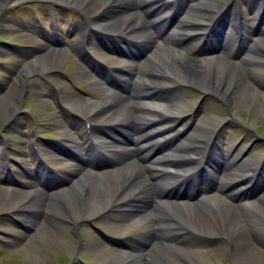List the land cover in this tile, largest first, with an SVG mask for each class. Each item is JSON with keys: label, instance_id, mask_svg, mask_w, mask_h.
Returning a JSON list of instances; mask_svg holds the SVG:
<instances>
[{"label": "rangeland", "instance_id": "rangeland-1", "mask_svg": "<svg viewBox=\"0 0 264 264\" xmlns=\"http://www.w3.org/2000/svg\"><path fill=\"white\" fill-rule=\"evenodd\" d=\"M219 1L228 4V13L232 12V15L233 12L236 13V9L238 10L234 3L235 0ZM216 4L204 6L206 9L203 11L206 15L203 11L200 12V22L204 19L207 23L208 11L217 9ZM68 6L60 3L52 5L47 0H0V176L3 177V167H6L8 171L11 170L8 168L10 166L16 173L21 172V174H17V177L23 179L24 183L18 186L16 185L19 182L15 180H12V183H0V193L4 198L8 197V201L0 203V264H101L104 258H109L114 255L116 250L122 249L121 244L126 241L123 239L124 236L139 234L146 230L140 225H134L133 216L130 214H123L122 222L117 223L113 220L114 213L112 212L95 216V212L87 210L85 211L87 214L84 213L85 215L83 214L84 216L79 218L80 221L79 219L77 221L62 220L60 218L63 217H57L50 213L48 215L47 211L45 213V208L50 206L51 200L54 201L53 193L71 185L77 175L78 170L75 169L77 167L71 165L72 161H67L66 153L75 149V142H80L82 146L91 149L87 145L85 137L93 139L91 137L99 134L105 124V120L101 116L93 117L87 113L85 108L86 102L99 101L105 97L101 87L91 83L87 77L88 67L86 65H89V59L86 58L87 63L83 62L81 60L83 54L80 56L77 51L76 44L82 39L83 30L80 29L81 23L83 24L82 16L87 17V15H80V11ZM102 7H104L103 4L96 0L91 6V11H101ZM254 13L249 15L246 8H242L240 14L242 27L239 28L238 43L235 42L231 47L218 50V53L226 58L222 57V59H228V64H230V60L241 61L242 64L240 63L238 66L245 70L242 79L238 78L236 84L233 83L230 86L225 99H221L222 97L214 92H211L212 94L202 93L195 84L196 88L194 89L191 86H186V82L184 84L180 81H174L176 84L169 86L171 90L164 93L168 95L176 93L175 97L183 99L182 103L187 104L178 112V118L160 124V126H172V131H169L168 135L174 133L176 143L184 141L187 137H192L194 132L201 127L200 143L210 140L212 137L207 149L210 153L206 154L211 163L208 170L213 171L212 168L215 167L212 164V158L217 156L214 153L216 150L213 148L214 144L220 146V153L226 157L228 155L229 161L233 160L236 164H247L246 168L249 170L245 167L243 169L238 167L236 171H228L227 160L222 159L225 163H223L218 180L221 185L225 181L234 182L233 178H224V173L239 176L252 174V170L258 166V162L259 165H262L264 157V70L252 66L251 68L249 65L248 68L246 62L248 59L245 57L248 48L257 50L258 45L262 42V45H259L262 48L256 51V61L264 64V39H260V35H251L252 28L256 24ZM185 19H187L185 16L178 18V20ZM100 21L92 22L87 18V22L93 26L103 22ZM228 24L230 21L226 23L228 26L226 33L235 39L237 29ZM195 27L197 29V26ZM96 36L99 38V35ZM245 37H252V39L243 42ZM90 39L92 42H96V47L101 48L94 34L90 33ZM257 39L261 42L259 43ZM181 46L188 48L183 55L187 59H203L210 54L207 51L210 48L194 40H188ZM89 47H91L89 50L92 57L107 60L109 66L116 64L114 61V58H117L116 55L99 51L92 45ZM216 47H220V45ZM139 48L140 46H138V50ZM55 50L58 51L55 57L60 64L54 62ZM205 51H207L206 54ZM44 52H48L47 57L50 61L47 66L42 69H31L30 72L24 73V68L29 67L33 61L38 62ZM87 55L89 56L84 53L85 57H88ZM136 63L140 64V62ZM191 64H194L193 67L197 69L195 63ZM130 71L133 72V69ZM21 72L24 73L22 76ZM171 76L174 77V75ZM243 82L246 85L249 84L247 96L253 105L243 100L241 102L239 87ZM123 84L120 85L121 88ZM125 84L128 85V83ZM228 84L225 83V85ZM8 95L17 96L12 113H7L5 110L8 104L6 101ZM235 103L238 106L233 108ZM83 117L94 125L91 127V136L85 135L81 122ZM129 126L132 128L131 124ZM120 127L113 126L105 130L111 137L123 140L126 138V133H119ZM67 131L70 134L65 140H61ZM31 141H36V144L44 152V160L39 164L43 170L49 172L46 180L39 179L40 181H37L28 177L34 176L37 170L35 157L30 150ZM203 146L202 143L201 147L203 148ZM57 150L64 152L65 155L57 154ZM123 155L126 157L124 160L129 158L126 153H123L111 156L109 160L101 159L96 162V165L101 170L106 167L111 168L114 166V164L112 165L114 161L111 159L120 162L125 158ZM200 155L193 154L194 159L197 160ZM19 162L21 166L17 164ZM2 164L3 167H1ZM220 166L221 164H218L217 168L219 169ZM262 168L264 169V166ZM94 169L100 171L99 168ZM143 174L145 175V173ZM106 175L113 176L114 174L107 173ZM254 179L256 184L252 185L248 192L244 191L245 185L240 181L232 185L231 191L238 193V199L233 200L232 206L239 215L237 219L239 227L233 240L229 241L225 230L218 228L216 222L213 223V221L205 219L208 221L206 224L202 218H196V215L193 214L196 228L194 230L183 228L179 231L180 234H177L178 231H176L172 235V243H180L185 247L183 258L174 257V264H188V262L189 264H264V222L255 226L254 217L249 212L252 202L262 201V198L257 197L264 193V187H261L264 174L261 170ZM199 181L202 182V180ZM36 185L41 190H33L32 186ZM218 185V183L211 182L204 187L211 189ZM187 187L184 191L172 190L170 193L189 196L194 190L191 186ZM204 216L209 219L207 214ZM254 216L257 217V215ZM259 218L264 221L263 216H259ZM152 219L154 221L151 220L150 224L157 220L155 217ZM57 221H60L61 225L57 226ZM212 224L216 230L207 234L205 230L207 227H213ZM199 226L203 228L204 233L198 232ZM41 228L50 230L47 240L43 238L45 232ZM97 230L104 231L107 236L102 237ZM148 232L150 233V229L147 230ZM145 237L146 235H142L141 240L139 239L136 244L137 250L145 246L147 242L144 240Z\"/></svg>", "mask_w": 264, "mask_h": 264}, {"label": "bare ground", "instance_id": "bare-ground-1", "mask_svg": "<svg viewBox=\"0 0 264 264\" xmlns=\"http://www.w3.org/2000/svg\"><path fill=\"white\" fill-rule=\"evenodd\" d=\"M51 1L63 5H69L71 6L70 8L74 7L78 9L83 15H94V18L91 17L92 21L99 20L102 15V13L97 15L95 12L91 11V6L96 2V0ZM99 1L103 4L104 10H110L111 13L102 20L103 22L100 21V24H96L95 27L88 26L87 29H85L86 32L89 31L90 33H94L96 31L95 29H97L99 30V35H101V32H105L112 34L114 37L127 36L130 38L134 37L139 39L132 42L151 40L154 43L153 50H151L149 56H147V58L144 59L140 64H135L136 67L138 66L137 73L130 74L131 77L128 75V71L135 68V65H133L135 60L131 58H114L116 64L113 66L111 73H108L107 71L98 72L95 69L87 68V77L89 78L90 82L99 85L105 94V97L102 100H92L86 102L85 108L87 113L93 117L101 116L102 119L105 120V124L103 125L105 126L104 129L112 128L113 126L126 127L128 130V140H125V143L129 144L131 141L129 135L131 134L133 146H125L123 143L120 144L116 141L110 142L109 136L106 133L104 134L106 130L101 129L102 131L100 134H97V137L102 140L101 142H103V147H105L104 150L106 151H104L105 154L122 155L123 153H126L129 158L127 160L117 162L116 172L113 176L104 175L101 172H95L93 167L88 168L87 166L82 165L80 168L82 171L77 173V177L73 180L70 186L64 188L62 191L57 190L53 193L52 196L54 197V201L52 202L51 200L50 206L45 208V213L47 211V214L50 213L57 215V217H63L60 218L62 220L65 219L67 221H77V219H79L83 213H86L85 211L90 210V212L93 211L96 213L98 210L104 209L106 207V203H109L110 207L113 208V220L119 223V221L122 220V214H120V210L133 206V202L138 200V198H140L142 195L144 198L150 197L151 206L154 207H151L150 210L145 212L141 217L137 218L135 223L136 225H140L145 229H151L150 226L152 225L149 223V221L152 214H156L158 217L166 216V220L162 221L160 219V221H156L154 223L158 225V230L162 237L155 244V248H151L145 254L148 259L154 261L156 264H174V257L183 258L185 251L184 246L181 244H176L174 246L169 242V238L173 227H175L177 230L184 227L194 230L196 226L194 220L195 217L193 218V214L196 215V218H202L206 224H208V221H213V223L216 222L218 228L225 230L224 232H226L228 235L229 241H231V239L233 240V237L238 231L237 229L239 227L237 222L239 215L234 209V206H232L233 200H237L238 196H236V194L231 191V187L237 181L242 182L243 185L250 183L248 188L245 189V192H248L250 187L256 184L251 182L249 178L251 175L239 176L237 174L233 175L231 173L225 174V178H233L232 180H234V182L229 183L226 181L219 190L216 189L213 193H211V195H208L207 197L204 196L199 199L196 198L195 200L191 199V202H186L179 199H170L169 196L163 198L162 196H164V194H166L169 189L175 188V186L181 185L189 179L192 180L193 176L198 175V173H193L194 169L186 170V167L193 162L192 153H203L204 147L210 146V140L208 139L207 141L202 142L204 146L201 150L200 147L202 143H200V138H202V129L200 127L194 132L192 137H187L184 141L179 142L177 145L175 144V146L173 145V148H170L171 150L164 149L165 151L161 152L160 154H156L155 151L163 141H166L167 139L169 140V136L165 135L169 131H172V126H160V124L164 122V119L171 122L178 116L176 113L182 110L183 107L187 106V104L182 103L184 102L183 99L180 100L175 97L176 93H174L175 95L164 94L165 90L163 89L169 88V86L176 84L174 81H180L195 84L202 93L209 94L214 92L221 96V99H225L224 97L228 96V92L231 88L230 86L233 85V83L236 84V80H238V78L242 79L244 71L239 68L238 63L228 64V59L224 60L219 55H207L206 58L194 61L193 63L197 65L196 69V67H193L194 64H191V61L182 55L186 48H181V43L190 38V35L192 34H203L207 32L209 27V25L205 24L204 27L202 26V30L200 31L193 29L196 25V22L200 19L201 14V9H195V3L192 4L194 5V8H192V12L189 14V21L174 26V28L166 35H164L165 32L160 33L157 31L160 33V35H157V32L154 30V27H151V25L145 27L138 23L137 20L144 19V17H146V13L143 14V12L139 10L142 12L141 14L137 11V9L135 10L133 6H131L133 9L132 11L125 12L121 10L127 4L129 5V3H134V0ZM216 3H219V1L204 0V5L212 4L214 6ZM143 4L146 6L147 0H143ZM192 5H190V7ZM223 5L225 4H219V8H222ZM134 6L137 7V3H134ZM116 8H119L117 12H115ZM205 9L206 8L203 10ZM204 14L206 15L205 12ZM215 14L216 13H213L212 15L214 16ZM165 15L166 14H162L161 16L163 17ZM203 22H205V20ZM87 25L88 24L84 22L81 26L84 29ZM138 26L142 27L138 28ZM120 32H123V35ZM83 36L85 37V35ZM201 36L202 35H200V37ZM180 37H182V39L176 45L178 38ZM76 45L78 46V53H82L84 50L82 40L77 42ZM188 45L190 46L191 44ZM259 45H262V42ZM259 45L258 49L262 48ZM54 52L56 53L53 56L54 62L56 64H60V62L57 60V57H55L57 56L58 51L55 50ZM122 52H124L123 49ZM250 53L251 54L247 55L249 58L248 65L250 67L254 66V68L264 70V64L258 63L259 61H256L257 57L252 55V51H250ZM134 54L139 56L137 51H135ZM47 55L48 52L41 54L39 61H33L29 67L26 69L24 68L23 72L27 73L30 72L29 70L31 69H42L47 66V63L50 62L48 61ZM171 75H174V77ZM128 80H130L129 83ZM119 82L121 84L124 83L122 89L120 86H118ZM125 83H128L129 86ZM225 83L229 84L225 85ZM248 85H246V83L244 84L243 82L240 87H237H239L241 90L239 91L241 102L243 100L246 103H251L253 105V103L250 102V98L247 96ZM178 96L180 95L178 94ZM15 97L17 98L16 95H8L6 97L8 104L7 107L5 106V110L7 113L11 112L15 108ZM236 103L233 108L238 106ZM241 107L244 106L241 105ZM129 124L132 125V128L129 126ZM66 137L67 133L61 140H65ZM193 149H195V152H193ZM83 154L86 157L91 156L88 154V152H83ZM178 155L179 157H175ZM221 157L223 158L224 156L221 155ZM213 160L218 163L215 158H213ZM234 162L233 160L229 161L227 166L228 171H236V168L238 167H240V169L247 167L246 163L236 164ZM143 173H147V175L150 176V180L145 178ZM213 175L219 178L220 172L214 171ZM261 187H264V180L261 182ZM220 192H225L228 196L222 197ZM257 197L262 198V201L258 200L252 202L251 208L247 206L249 208V212L254 217L253 219L256 222L255 226H257L258 223L260 225L264 222L259 218V216L264 217V193ZM7 199L8 197L4 198L0 193V203L5 202ZM23 203L26 204L24 201ZM204 214H207L209 219L204 218ZM254 215H257L258 218ZM56 225H61V222L57 221ZM212 226L213 227H207L205 230L207 234L214 231V224H212ZM42 230L45 232L43 233V238L47 240L49 238L48 231L50 230L48 228H43ZM198 230V232L204 233V230L201 226L198 227ZM235 239L238 240L237 238ZM249 244L252 245V243ZM119 256L121 255H112L109 258H104L102 263L118 264L117 261ZM121 260L123 261L124 257L121 256Z\"/></svg>", "mask_w": 264, "mask_h": 264}]
</instances>
